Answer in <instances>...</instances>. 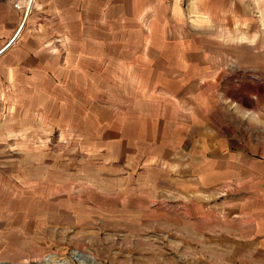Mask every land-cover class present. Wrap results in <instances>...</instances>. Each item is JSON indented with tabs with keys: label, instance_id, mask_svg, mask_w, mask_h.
Returning <instances> with one entry per match:
<instances>
[{
	"label": "rangeland",
	"instance_id": "obj_1",
	"mask_svg": "<svg viewBox=\"0 0 264 264\" xmlns=\"http://www.w3.org/2000/svg\"><path fill=\"white\" fill-rule=\"evenodd\" d=\"M152 1L73 23L52 70L0 87V264H224L205 241L264 213V0Z\"/></svg>",
	"mask_w": 264,
	"mask_h": 264
},
{
	"label": "crops",
	"instance_id": "obj_2",
	"mask_svg": "<svg viewBox=\"0 0 264 264\" xmlns=\"http://www.w3.org/2000/svg\"><path fill=\"white\" fill-rule=\"evenodd\" d=\"M161 2L162 5L170 2L173 14L178 20L183 17V9L180 0H161ZM3 4L5 8L0 14V87L11 86V83L14 82L13 77L15 76V71L21 77L29 76L28 74L34 77L36 73L38 76L39 69L47 71L52 70L51 68L54 67H51V63L43 64L38 55L42 52H47V54L55 53V42L60 38H73V23L78 24L77 30L83 31L86 28L84 25L85 23L96 22L102 24L106 18V12L117 11L122 6L128 7L129 13L136 17H141L142 13L144 15H149L151 14L153 1L37 0L29 16H27L24 5L17 3L16 0L4 1ZM106 7H108L107 10ZM79 35L87 36L83 33ZM149 35H154V33L148 30L147 37ZM148 45L149 42H147V46ZM13 48L18 49V55L21 57L20 61H16L17 58L15 61L11 60L13 55L9 54ZM35 56H37V61H35ZM185 69L184 67L182 74L176 76L173 70L168 68V76L174 79V81H171L172 85H188V78H190L191 73L184 72ZM189 70L188 68V71ZM43 79L47 80L50 78L43 77ZM140 85L147 86L149 84L144 81L140 82ZM139 98L143 99L142 97ZM144 139L151 140L152 133L146 134L144 132ZM167 150L172 156L168 163L176 169L179 166L176 165L177 157L175 155L177 149L173 148L170 149V151L166 148V152ZM191 161L192 163L195 162V165L200 166V164H202V157H199L197 154ZM137 165L146 167L144 169L148 168L152 173L154 171L166 173L159 167L154 168L150 163V159L141 161ZM204 166H202V168L205 169ZM192 167L193 169L195 168V166ZM195 171L197 174L200 172L201 174L196 176V180L193 179L191 185L192 191H196L197 189H201L202 186H205V181H203L204 178L201 177L207 178L210 173V170L203 171L200 168L195 169ZM219 181V175L215 174V182ZM177 184L179 183L177 182ZM188 184L190 185L191 183L188 182ZM181 186L183 187L184 184ZM195 209H199L198 213L200 214L198 215L200 220L207 224V228L213 230L214 224L211 221L213 217L210 212L205 208L201 209L199 205ZM261 211H264V208H261ZM255 215L256 216L249 212L242 213L239 223L229 224L228 230L221 233L222 235L215 238L211 237L209 240L205 241L206 244H209V247H214L212 250L217 254V256L213 255L212 259H210L211 261H222L218 257L221 255L223 256L224 264H264V213L258 212ZM219 248L222 250H219Z\"/></svg>",
	"mask_w": 264,
	"mask_h": 264
},
{
	"label": "bare ground",
	"instance_id": "obj_3",
	"mask_svg": "<svg viewBox=\"0 0 264 264\" xmlns=\"http://www.w3.org/2000/svg\"><path fill=\"white\" fill-rule=\"evenodd\" d=\"M74 256L77 259V261H79L81 264H89V263H87L86 258L82 257L81 255L79 256L77 253H75ZM49 263H53V264H67L65 262H59L54 257H50L49 259H47L46 264H49Z\"/></svg>",
	"mask_w": 264,
	"mask_h": 264
},
{
	"label": "built area",
	"instance_id": "obj_4",
	"mask_svg": "<svg viewBox=\"0 0 264 264\" xmlns=\"http://www.w3.org/2000/svg\"><path fill=\"white\" fill-rule=\"evenodd\" d=\"M20 1V0H19ZM22 4L26 6L27 16L31 14L35 0H21Z\"/></svg>",
	"mask_w": 264,
	"mask_h": 264
}]
</instances>
